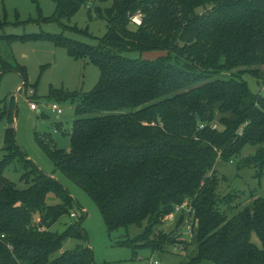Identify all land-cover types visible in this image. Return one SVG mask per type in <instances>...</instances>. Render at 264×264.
Segmentation results:
<instances>
[{
    "label": "trees",
    "instance_id": "obj_1",
    "mask_svg": "<svg viewBox=\"0 0 264 264\" xmlns=\"http://www.w3.org/2000/svg\"><path fill=\"white\" fill-rule=\"evenodd\" d=\"M53 1L58 25L90 4L107 29L97 46L45 37L74 58H88L100 73L89 93L51 92L50 99L76 104L69 151L36 139L55 168L94 199L109 232L157 224L186 203L198 231L196 253L185 264H264V197L228 218L234 209L221 212L214 169L249 145L258 151L247 164L264 172V96L243 79L250 75L264 88V0ZM107 1L103 11L96 6ZM138 12L136 27L129 17ZM12 114V106L0 114L8 123L0 160V264H94L80 221L62 233L51 230L70 215L73 200L17 146ZM15 160L22 189L3 176ZM49 194L57 204H46ZM227 199L229 206L233 198ZM68 239L82 243L62 251ZM145 240L138 235L127 244ZM156 243L142 244L155 252Z\"/></svg>",
    "mask_w": 264,
    "mask_h": 264
},
{
    "label": "rangeland",
    "instance_id": "obj_2",
    "mask_svg": "<svg viewBox=\"0 0 264 264\" xmlns=\"http://www.w3.org/2000/svg\"><path fill=\"white\" fill-rule=\"evenodd\" d=\"M89 6H83L69 20H64L63 27L52 19L56 12L53 0H0V114L5 106H12L13 122L10 125L15 130L17 146L39 170L56 179L73 200L72 212L52 226L53 232L62 233L68 226L80 221L87 237L85 244L93 251L94 264H153L154 258L158 264H185L196 253L198 231L197 220L190 206L184 203L176 207L171 214L159 218L157 224L146 220L141 227L119 228L109 232L94 199L55 168L36 140H51L58 149L69 151V134L76 118V104L71 99H50L51 92H59L60 98H76L92 91L99 81V70L88 58H74L65 48L45 38L61 35L82 44L97 46L106 33V21L94 12L95 6ZM96 6L103 11L110 6V1ZM45 18L47 21L43 22ZM126 56L136 59L140 54L128 53ZM243 79L252 93L264 96L263 86L252 76L246 74ZM31 104L37 106L35 111L31 109ZM52 104H56L62 113L52 112ZM7 127L6 120L0 122V160L4 155L2 147ZM242 130H239V136ZM257 149L258 146L247 145L233 162L218 160L215 164L216 195L224 201L220 210L224 213L226 207L234 209L227 211L228 218L256 198L264 197V172L257 170L254 164H247L256 156ZM17 161L4 170L3 176L16 188L22 189V171ZM229 196L233 199L228 206L225 203ZM57 202L53 194L47 195V205ZM138 235L139 238L145 236L144 244L154 241L164 243L161 246L153 244L159 246V251L155 252L142 243L129 246L127 242ZM251 242L261 249L255 234L251 235ZM81 243L68 239L63 243L62 251L73 250ZM195 264L212 263L200 261Z\"/></svg>",
    "mask_w": 264,
    "mask_h": 264
},
{
    "label": "built area",
    "instance_id": "obj_3",
    "mask_svg": "<svg viewBox=\"0 0 264 264\" xmlns=\"http://www.w3.org/2000/svg\"><path fill=\"white\" fill-rule=\"evenodd\" d=\"M129 20L133 26L139 27L141 25V15L139 14V12L134 14L133 16L129 17ZM30 107L33 111H35L37 109V106L35 104H31ZM51 110H52V112L57 113V114L62 113L61 109L56 104H52ZM212 129H216V126H212ZM0 238H4V236L1 235ZM153 264H158L156 259H155V261H153Z\"/></svg>",
    "mask_w": 264,
    "mask_h": 264
},
{
    "label": "water",
    "instance_id": "obj_4",
    "mask_svg": "<svg viewBox=\"0 0 264 264\" xmlns=\"http://www.w3.org/2000/svg\"><path fill=\"white\" fill-rule=\"evenodd\" d=\"M154 259H156V258H154Z\"/></svg>",
    "mask_w": 264,
    "mask_h": 264
}]
</instances>
